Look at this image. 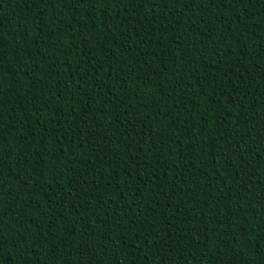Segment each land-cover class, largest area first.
<instances>
[{
  "label": "trees",
  "instance_id": "obj_1",
  "mask_svg": "<svg viewBox=\"0 0 264 264\" xmlns=\"http://www.w3.org/2000/svg\"><path fill=\"white\" fill-rule=\"evenodd\" d=\"M264 0H0V264H261Z\"/></svg>",
  "mask_w": 264,
  "mask_h": 264
},
{
  "label": "snow or ice",
  "instance_id": "obj_2",
  "mask_svg": "<svg viewBox=\"0 0 264 264\" xmlns=\"http://www.w3.org/2000/svg\"><path fill=\"white\" fill-rule=\"evenodd\" d=\"M261 264H264V256H262Z\"/></svg>",
  "mask_w": 264,
  "mask_h": 264
}]
</instances>
